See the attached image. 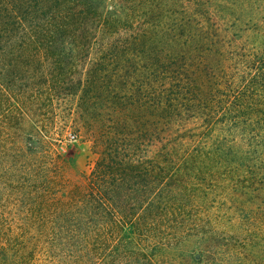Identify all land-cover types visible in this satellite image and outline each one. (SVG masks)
<instances>
[{
  "label": "trees",
  "instance_id": "1",
  "mask_svg": "<svg viewBox=\"0 0 264 264\" xmlns=\"http://www.w3.org/2000/svg\"><path fill=\"white\" fill-rule=\"evenodd\" d=\"M66 97L86 123L111 112L81 181L55 166L45 128L9 121ZM1 120L19 211H0V264H264V0H0ZM184 167L191 192L248 211L238 231L187 247L199 230L152 210L186 194L169 171Z\"/></svg>",
  "mask_w": 264,
  "mask_h": 264
},
{
  "label": "rangeland",
  "instance_id": "2",
  "mask_svg": "<svg viewBox=\"0 0 264 264\" xmlns=\"http://www.w3.org/2000/svg\"><path fill=\"white\" fill-rule=\"evenodd\" d=\"M94 51L91 48L87 52L83 51L84 54L80 58L86 60L93 57ZM77 110L78 105L74 97L55 98L53 101H42L36 109V116H32V119L24 113L10 111L9 121L14 125V131L20 133L28 131L30 128V131H33L32 128H38L39 126L45 128V131H48L45 148L50 152L52 159L55 160V166H58L67 178L81 181L84 180V175L90 173L99 157L102 146L97 145L95 142L98 134L105 132L111 139V112L109 115H105V118H99V121L92 119L91 122L86 123L77 115ZM1 119L7 121L4 115L1 116ZM2 120L0 125H4ZM37 124L39 126H36ZM169 171L173 172L172 174L178 173L172 179V187H188L185 191L186 194H176L172 191L169 195L172 201L170 207L164 209L156 203L155 208H152V210L160 215L172 216V219L178 217L180 223H172L175 228L199 230V232L191 231L190 235L182 239L181 242L186 243L187 247L197 245L196 243L200 241L199 238L202 236L201 231H206V229L215 228L219 231L236 229V226L232 223V218L237 213L248 212L234 211L235 206L230 208L231 205L219 202L214 195H206L200 190L191 192L192 189L197 188V185H200L197 178L187 175L195 171L194 169L184 167L183 170L173 171L169 169ZM18 187L19 185L16 182L13 183L8 178H3L0 181V211H19L14 203L18 197L16 191ZM256 201V199L253 200V202ZM239 202L245 206H250L245 201V196L239 197ZM239 232L242 233V230L240 229ZM181 242L172 243L173 245H182ZM256 247V254H259L264 263V243H260Z\"/></svg>",
  "mask_w": 264,
  "mask_h": 264
}]
</instances>
